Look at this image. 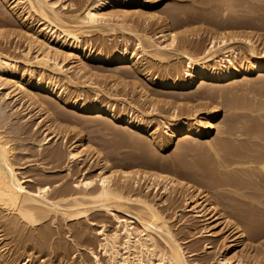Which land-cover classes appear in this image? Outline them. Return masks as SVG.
<instances>
[{"label":"bare ground","instance_id":"6f19581e","mask_svg":"<svg viewBox=\"0 0 264 264\" xmlns=\"http://www.w3.org/2000/svg\"><path fill=\"white\" fill-rule=\"evenodd\" d=\"M83 1L85 4L82 12L74 14L72 10L70 13L67 10H70L74 5L72 0H0L1 6L6 8L14 20L18 21L20 30L15 34L20 37L23 36L26 41L22 49H19L21 46H14L18 43L12 47L10 45L13 43L8 42L10 45L5 43L6 48L10 46L13 51L17 52L16 50H18L19 54L9 52V48L8 51L2 49L4 43L2 48L0 47V101L6 98L13 100L18 97L16 94L20 93L22 98H26L25 100L28 102L24 108L26 111L21 110L24 112L22 116L5 110L6 105L0 103V264H26L29 257L24 258L20 263L18 259L21 255L17 250L23 247L27 251L26 249L34 245L44 248L52 237L51 229L54 226L57 230L67 226L65 233L70 232L67 235L70 238L69 242L74 244L80 241L82 243V224L80 221H82V218L88 219L89 216H94L97 212L110 216L113 219V228L111 232H108L105 222H101L98 226L97 234L100 235L98 247L99 252L102 254V262L97 255L90 252L93 255L95 264H190L189 260L186 259V252L176 237L179 231L174 232L166 218L168 215L164 216L163 214L162 209L164 207L159 209L156 206L157 201L149 200L146 194H143L144 192L141 194V191H145L150 186L157 190L158 182L156 183V181L161 179L168 180V182L162 180L165 188L161 189L167 193V189L170 188L166 187L168 183L169 185L173 184L174 190L177 187L175 193L181 197L186 211L191 212L189 213L194 220L191 219L190 223L187 224V236H189V233L190 236L196 235L195 238L198 235L214 236L212 229L219 225H222L218 230L219 232L224 228H232L233 232L230 231L233 233L232 238L224 244L222 243L224 250L231 251L235 247L236 241H243L242 237H245V228L243 227L254 230V232L257 231L255 233L259 236L264 235V230L258 231V229L261 230L260 228L264 227V123H260L257 120L258 118L254 117V115L257 116L256 114L252 115L255 110L251 105H248L249 103L256 104L250 98L248 99L252 102L244 103L246 106H244L243 101L242 103L239 102L241 105L234 104L235 100L233 104L229 102L231 104L230 110L245 109L249 112L236 113L230 111L233 112L230 113L232 115L230 120L232 121L229 120L227 125L223 124L225 129L221 125L223 131H218L222 136L225 134V137L222 138L218 134L220 137L218 140L216 139V141L207 144L214 158L213 161L212 158L210 161L217 166V170L215 166H212L215 173H210L213 177L211 179L212 183L210 182L211 187L218 188L221 185H227L228 188H231L227 189L231 194L219 191L216 195H213L216 200L211 202L208 200V193L199 186H195L197 182H192V184L190 182L182 183L174 177H169V174L167 177L159 173L160 171H155V173L146 169L131 170V168H128V164L125 165V168L127 166L128 169L123 168L124 166L121 167L123 169H118V167L112 166L108 157L102 154L99 155V153V156L97 155L99 157V167L94 174V178L82 177L81 169L78 168L80 170L79 175L75 179H71L78 170L72 172L73 166L70 162L76 161L79 163L80 152L86 148L85 142L82 141V135L78 136L75 144L72 142L73 145H68V149L63 150V152L61 151L62 148L60 150L59 145L47 149L42 148V144L47 143L53 137L58 139V133H54V130H52L58 118L56 119L50 112V109L56 108V105L49 100H41L37 97L38 93H46L61 101L64 105L86 112L93 117L104 116L105 119L109 118L120 122L128 129H136L147 133L149 138L157 141L156 145L159 147L163 143V139L159 138V129H151L148 124L149 121L148 123L142 122L143 120L141 121L140 118L135 117L136 115L132 116L129 112L122 114V112L115 110L113 104L108 107L103 106L100 97L97 95L100 89L99 91L98 89L95 90V94L93 98H89L90 100L82 99V92H79L75 96L76 98L67 95L66 85L89 83V80L85 81L88 78L84 80L85 82L82 81L83 79L78 81L82 77L85 78V74H87L86 60L88 59L100 64L116 63L118 64L116 68H126L128 75L129 73L131 75L134 71L142 76L145 82L163 89L164 92L172 91L171 94L174 95L178 93V96L182 95L181 90L198 86L203 81L222 83L230 81L238 75L247 76L250 73L264 71V42H262L261 54L260 51H257L255 40H252V37L250 38L252 35L234 34L231 31L229 33L222 32L224 28L235 29L243 26L248 27L250 24L252 26V23H246L243 20L244 18L241 21L239 14L237 20L229 15L231 20L229 19V22L227 21L225 24H221L223 19L220 24L211 20L212 28L209 30L208 27V32H206L209 33L211 44L207 48L203 45V48H205L203 53L197 54L195 51L196 53L192 54L193 51L190 53L188 47H191L190 43L193 39L189 40V35L188 33L185 34V30L178 33L173 31L174 29L170 28L173 24H170L171 21L168 16H165L166 14L159 18L161 19L160 29L154 34L155 37H151L144 31L145 26L149 24L146 22L148 15L142 12L143 9L134 13L121 11V7L124 6L145 7L151 2L150 0ZM226 1L228 2V0H207V3L210 2V5L218 8L227 5ZM156 2L158 1L155 0L151 3L155 4ZM226 7L228 9V5ZM226 7L222 11L224 16L225 11H227ZM78 8L76 9L79 10ZM232 8L234 7L232 6ZM176 12L179 13V10ZM202 14L205 15V13ZM132 15L136 18H132ZM174 16L176 17V15ZM5 21L8 23L7 20ZM3 24L5 25V22ZM139 25L144 33L139 31ZM115 29L126 31L135 37L134 44L136 46L134 50L128 51V38H125L124 45L121 48L119 46L107 47V49H102V47L101 49L93 48L94 44L88 35L91 30L100 32ZM13 31L2 33L1 29L0 39L4 38L5 34L9 37ZM208 35L205 34V36ZM236 37H239L237 41L239 45L229 44V40ZM6 39L8 41V38ZM242 43L245 51H241L239 48ZM199 47L198 45L196 46L197 49L194 48L198 50ZM139 56L142 58L140 59ZM147 57H150L147 60L150 62L154 59L160 62L168 57L183 58L184 60L181 67H178L179 64L165 65L164 69H161L163 71L158 73L152 70L153 65L151 63L146 64L145 59ZM67 59L73 60L65 62ZM126 69H123L125 72H122L123 70L119 71L126 74ZM130 69L133 71L131 72ZM11 86L14 87L13 90H17V93L9 90ZM199 87H204V91L198 93L197 97L211 96L213 88L210 90L208 87L209 90H205L207 87L205 84H200ZM173 91L176 92L173 93ZM139 92L142 97L144 96V99L147 97L149 99L151 93L149 94L146 89L141 87ZM164 92L162 93L164 94ZM195 99L197 98L195 97ZM259 101L261 102V100ZM155 103H152V105ZM256 103L257 106L260 104L258 101ZM263 103L258 106L261 111L264 109ZM254 105L253 107H255ZM211 107L208 110L210 113L204 116H200L198 113L197 115L194 114L195 116L188 113L185 116L180 113L169 115L161 123L165 137L170 140L182 133H188L194 137L207 135L210 129L213 128L217 111H219L217 106ZM35 109H37V112L42 111L38 115L39 119L35 125L40 124L45 119L42 123L45 126L42 129L44 134L41 142H34L32 149L29 150L21 148L23 150L20 153L15 152L13 155L9 150L19 148L16 141L30 136L29 129L21 119L31 117V112ZM50 114L51 118H49ZM262 115L263 113L260 116L264 117ZM41 116L43 117L41 118ZM225 122L227 123V121ZM23 134H26V136L22 137ZM242 136L246 138H240ZM20 156L25 157L24 159L27 160L16 161ZM146 161V163L143 162L148 165L150 160L149 162ZM171 162H162L160 165L163 166L162 164H164L163 170L166 168L165 166L168 170H174L177 164ZM152 164L150 165L151 168L154 166ZM156 164L158 168V163ZM33 165L36 167L33 172L25 175L26 168ZM150 166L148 167L150 168ZM103 168L106 169V172L102 171ZM62 171H64V175L58 176L60 175L59 172ZM165 171L167 170L165 169ZM64 176H69L65 177L67 181L60 182ZM207 176L209 177V174ZM139 181H143L140 186ZM138 186L141 191L132 197L130 195L132 188H138ZM190 188L193 192L191 190V193H188L186 190ZM217 188L214 193L218 191ZM213 190L211 189V191ZM170 198L167 200L168 203H175V200L173 201V198ZM222 198H229L235 202L225 206L224 203L220 202ZM161 202H165V200ZM219 202L223 204V208L228 207L229 209L222 210V208L217 207ZM169 206H172V204ZM116 212L123 213L126 217H120ZM175 213L177 214V212ZM229 214L235 216L236 220L235 218L231 219ZM197 223H201L199 229L196 227ZM194 229H197V231L193 233ZM53 232L55 233V231ZM259 232L260 234H258ZM8 238H10V241ZM56 244V249L68 250L64 245L65 243ZM208 248H210V245L205 244L204 249ZM60 254H64L65 257L68 253L64 251ZM193 254L194 251L190 249L188 256ZM237 254L234 255L237 256ZM250 260L253 262V259ZM260 261H257L256 264H260ZM249 262L248 260H237L235 264H247ZM78 264L89 263L80 257ZM215 264L233 263L220 254Z\"/></svg>","mask_w":264,"mask_h":264},{"label":"rangeland","instance_id":"374dc122","mask_svg":"<svg viewBox=\"0 0 264 264\" xmlns=\"http://www.w3.org/2000/svg\"><path fill=\"white\" fill-rule=\"evenodd\" d=\"M78 1L79 0H74V1L72 0V2H74V5L72 8L68 7L70 8V10L67 9L68 13H70L71 10L73 11L74 14H80L82 12V8L85 2L83 0H80L79 2ZM150 1L153 2L155 0H150ZM157 1L158 2H156L155 4L149 2V4L146 5L145 7L124 6V7H121L122 8L121 11L128 12V13L129 12L134 13L136 11L138 12L143 9L142 12H145L148 15L147 16L148 19L146 20V22L149 24L148 26H145L144 31L147 32L146 34L147 35L149 34V36L151 37H153L154 34H156V32L160 29L159 24L161 23L160 21L161 19L159 18H161L162 16L166 14L165 16H168L169 20L171 21L170 24L171 25L173 24L172 27L170 26L171 29H174L173 31L178 33V32H183L185 30V34L188 33L189 35L188 36L189 40L191 41L193 39L190 43L191 47L190 46L188 47V49L190 48L189 49L190 53H192L193 51L192 54L196 52L197 54L203 53V50L211 44L210 36L208 35L209 33H206L208 32L207 31L208 27L210 28L209 30H211L212 28L211 20L213 22L220 24L221 20L223 19L221 24H225V22H227L229 19L231 20L229 15H232L233 19L236 18V20H237V17L239 16L241 21L245 20V22L246 23L249 22V24L251 22L252 26H250L251 25L250 24L248 25V27L243 26V27H239L235 29L234 28L233 29L224 28L222 32L229 33L231 31L234 34L236 33L243 34V35L250 34L252 35L250 36V38L252 37L251 39L255 40V43L257 44L256 45L257 51H260V50L262 51V48H261L262 42H264V8H263L264 1L263 0H228V2L226 1V3H228L227 4L228 9L226 7L227 5H222L221 7L216 8L215 6L210 5L211 4L210 2L208 4L207 0H157ZM233 4H236V5H233ZM232 6L234 8H232ZM225 7L227 11H225L226 13L224 16V12L222 11L225 10ZM76 8H78L79 10H77ZM212 9H214L215 11ZM178 10H179V13L176 12ZM180 10L181 12H183L182 16H181ZM145 13H143V15L146 17ZM202 13H205V15ZM198 14H201V15L199 16ZM221 14L223 15L221 16ZM174 15H176V17ZM132 18H136V16L132 15ZM204 18L205 20H203ZM5 20H7L8 23H6ZM2 22L3 23L5 22V25ZM208 22L210 23V25ZM17 24H18V21L14 20L13 16L11 14L9 15L6 8L2 7L0 4V33H1V29H2V33L5 31L11 32V30L12 31L14 30L13 31L14 33L12 32V34H10L9 37L8 35L5 34L4 35L5 39L4 38L0 39V42H1L0 47L2 48L3 43H4V48L2 49H7L8 51V48H9V52H14L15 54L17 53L19 54L18 50H16L17 52H15L12 50L13 48L12 49L10 48L14 44L18 43L17 45H14V46H18V47L21 46L19 47V49H22L25 46L24 43L26 42L23 36L20 37L15 34V32H18L20 30L19 24L18 25ZM1 25L4 27L2 28ZM138 28H140L139 31L141 33L142 32L144 33V31L141 30L140 25L138 26ZM105 31L99 32L98 30H91L90 33H88L90 40L94 44L93 48L101 49L102 47V49L103 48L107 49V47L111 48L113 46H119L121 48L124 45L125 38H128V42H127L128 51H132L135 49V46H136L134 44L135 37L132 36L131 33H127L126 31L119 30V29H115L113 31H108V30H105ZM205 34L208 36H205ZM6 38H8V41ZM238 38L239 37L230 39L229 44L233 43V45L238 46L239 45L237 42ZM3 40L4 42H2ZM8 42L9 43L11 42L13 44L10 43L11 44L10 45L8 44ZM199 42L200 43L202 42V43L200 44ZM5 43L7 45H10L11 47L7 46L6 48ZM196 43L197 44L199 43L198 45L200 46L198 50H196L197 49L196 46H198ZM203 45L205 46V48H203L204 47ZM239 48L241 51H245V47L243 43L242 45H240ZM139 58L141 59L142 57L139 56ZM149 58L150 57H147V59H145V61L147 62L146 64L148 65V62L149 64L151 63L153 65L152 67L154 68V69L152 68V70L158 73L163 71L161 69L165 65L170 66L172 64H177V65L179 64L180 66L178 65V67H181V65L183 64L182 62L184 60L183 58L174 59L173 57H168L167 59L161 60L160 62L155 59L151 60L150 62V61H147ZM70 60H73V59H67L65 60V62H69ZM86 64H87V70H88L87 74H85V78L82 77L81 79H78V81H81L82 79H83L82 81H84L85 79L88 78L85 81L89 80V83L87 84V82L84 81L85 82L84 85L82 83L81 84L77 83L76 85H66L67 95L70 97L74 96L73 98H76L75 96H77L79 92H82L83 94L81 96L82 99L90 100L89 98H93V95L95 94L94 93L95 90L98 89L99 91L100 89V92H98L97 95L100 97V101L102 102L103 106L108 107L110 106V104H113V106H115L116 108L115 110L120 113L122 112V114H124L125 112L126 113L129 112V114H132V116L136 115L135 117L140 118L141 121L143 120L142 122L148 123L149 121L148 124L151 129L153 128L157 130L159 129V138L163 139V143H161L160 144L161 146L159 147L158 145H156L157 141H154L153 139L149 138L147 133L141 132L136 129H128L127 127H125V125L121 124L120 122L113 121L112 119H109V118L105 119L104 116L93 117L92 115L86 112H83L73 107L64 105L61 101L49 96L46 93H38L37 97H39L41 100L46 99V100L53 102L56 105V108H51L50 112L53 114V116L56 117V119L58 118L55 121V124L53 125V128H52V130H54L53 131L54 133L56 132L58 133L57 134L58 139L53 137L47 143H43L42 148L47 149L54 145H59L60 150L62 148L61 151L63 152V150L65 151L66 149H68V145H71L72 142H74L73 144H75L79 135H82V141L85 142L86 148L85 150H82L80 152L81 156L79 159V163L76 161L70 162L72 163V166H73L72 172L73 171L76 172L78 170L77 173L73 174L74 178L72 176L71 179H75L79 175V171H80L79 169H81L82 177H89V178L93 177L94 178L95 177L94 174L96 173V170L99 167V162H98L99 157L98 156L102 154L103 156H106L109 158V160L112 163V166L114 165L113 167L115 168L118 167V169L119 168L123 169L125 168V165L128 164L129 166L131 165L130 167L128 166V168H131V170L133 169L145 170L146 169L149 172H155V171L159 172L160 171L159 173H162L166 175L167 177L170 175L169 177H174L182 181V183L190 182V184H192V182L194 183L197 182L195 186H199L203 191L205 190V192L208 193L207 196H209L208 200L210 202L216 200L213 197V195L214 194L216 195L219 191L231 194L229 190H227L231 188L230 187L228 188L227 185H224V186L221 185V187L219 186L218 188L211 187L212 184H210V182L212 181L211 179L213 178L212 174L215 173V170L213 171L212 166H215L216 170H217V166L214 165V163L210 161L211 158H212V161L214 160V158L212 157V152L208 149L207 144L208 142H211L214 140L216 141V139L218 140L220 138L219 136H222L218 133V131H221V130L223 131V128L225 129V126H223V124L224 123H225L224 125L228 124L229 120L231 119L230 116H232L230 113L249 112L248 110L246 111L245 109H238V110L235 109L234 111L233 109L230 110L231 109L230 105L233 104L234 100H235L234 104H237V105H241L239 104V102L242 103V101H243V104L244 103L247 104L253 101V103H255L256 105L250 104V103L248 105V106L251 105V107L254 108L255 110L254 111L255 113L253 112L252 115L256 114L257 116L254 115V117H256V119L258 118L257 120L260 123L262 122L264 123V117L260 116V114L262 113H263L262 116H264V112H263L264 109L262 111L258 109L260 108L258 106L262 102H264V85H263L264 81L262 80V78L264 77V71L261 73H258V72L250 73L247 76L238 75L234 77L233 79H231L230 81L222 82V83H215V82L202 80L203 82L199 83L198 86H195L193 88L186 89V90H181L180 92H182V95L181 96L179 95L180 98L177 99L179 97L177 95L178 93L174 95V94H171L172 91L164 92L163 89H159L153 86V84L145 82L143 80V77L139 76L132 69L130 70L131 72L133 71L134 73L132 72L131 75L130 73L128 75L127 69L126 68L117 69L116 67L118 66V64L116 63L100 64V63H96L88 59L86 60ZM123 69L124 70L126 69V72H127L126 74L121 73L119 71V70L122 71ZM124 70L122 72H125ZM200 84H205L207 86L205 90H209V88L210 90H212L211 88H213V90L215 89L214 91L213 90L211 91L212 93L210 92L211 93L210 97L209 96L208 97L207 96L197 97L198 93L204 91L203 90L204 87L203 88L199 87ZM141 87L146 89L149 94L151 93L149 96V99L148 97L144 99L143 98L144 96L143 97L141 96L139 92ZM13 88L14 87L11 86L9 87V90L11 91L13 90ZM13 91L17 93L16 89H14ZM215 91L217 92L216 94L217 96L215 95L216 93ZM162 92H164V94ZM175 92L176 91H173V93ZM213 92L215 93L213 94ZM213 95L215 96V98H213L214 97ZM16 96L18 97L14 98L13 100L6 98L3 101H0V103H3L4 106L6 105L5 110L11 113H14V114H18V116L19 115L22 116V114H24V112L22 111H26L24 108L26 107L28 102H26L25 100L26 98L24 97L22 98V95L20 93L16 94ZM174 96L176 97L175 99H174ZM195 97L197 99H195ZM248 98H250L252 101L249 100ZM153 99L155 100L156 103L154 102ZM259 100H261V102ZM164 101L166 102L165 104L163 103ZM255 101L256 102L258 101V103L260 104H258L257 106V103ZM150 102L155 103V104L152 105V103ZM229 102L231 104H229ZM253 105L255 107H253ZM262 105H264V103ZM211 106H217L219 108V111H217V115L215 117L216 119L214 121L215 123H213L214 126L213 128L210 129V132L207 135L203 137H194L188 133H182L180 135H177L176 137H173L170 140H168L165 137V133L163 132L161 123L166 117H168L171 114H175V113L177 114L180 113L181 115H184V116L188 114H192L191 116H195L198 113L200 116L201 115L204 116L205 114L210 113L208 110H210L209 108ZM244 106L246 105L244 104ZM36 110L37 109L31 112L32 114L31 117H28V118L24 117L21 119V121H23V124L29 129L28 133L30 134V136L23 140L16 141L17 146L19 148H16L15 150H9V152L13 153V155L15 154V152L20 153L21 150L23 149L24 150L32 149V145L34 142H41V138L44 134L42 133V129L45 126V125H42V123L44 122L45 119L40 124L35 125V123L39 119L38 115L42 112V111L37 112ZM230 111H233V112H230ZM43 116H41V118ZM12 118L14 117L12 116ZM49 118H51V114ZM225 121H227V123ZM221 125L223 126V128H221L222 127ZM224 135L225 134H223L222 138L225 137ZM24 136H26V134L22 135V137ZM240 138L245 139L246 137L242 136ZM24 158L25 157L20 156L18 157V159H16V161L22 162L24 160H27ZM64 158L62 159L63 162H64ZM146 160H148V162L150 160L151 164L153 162L152 165H154L155 167L153 166V168H151L152 166H150L151 165L150 163H148V165L145 164L147 162ZM143 161H145V163ZM169 161L170 162L172 161L173 163L175 162L177 164L175 165L174 170L173 169L168 170L167 166H165L166 167L165 169L167 171H165V169L163 170L162 167L164 166V164H162L163 166H161L160 163L162 162L169 163ZM156 163H158V166L159 167L161 166L160 168L162 169H160L159 167L157 168ZM122 166L124 167L121 168ZM148 166H150V168ZM35 168L36 167L34 165L29 166L28 168H26V172H24V174L27 175L33 172V169ZM102 171L106 172V169L103 168ZM207 171H210V172H207ZM59 173L60 175L58 176L64 175V171L59 172ZM54 174H48V175H54ZM206 174L207 175L209 174V177ZM65 177H69V176H64L60 182L67 181L65 180L66 179ZM162 180L164 182H168L167 179L166 180L161 179L160 181L157 180L156 183L158 182L157 187L159 189L157 188L156 190V189H153L152 186H150L148 189H145V191H141V188H139L140 183L142 184L143 182V181H139L138 188L133 187L135 191L132 188L133 191L131 190L130 195L134 197L138 192L141 191V194L144 192L143 194H146L149 200L151 199L155 202L157 201L156 206L159 207V209L160 208L162 209V207H164L162 209V211H164L163 214L164 216L168 215L166 216V218L168 220V223L171 225L172 229H174V232L179 231L177 232L176 237L178 239V242H180V245L186 252L185 256H186V259L189 260L190 264H207V263L215 264V261L218 258V256H220V254L224 255L225 258L230 259V262L233 264H235L237 260H243V261L248 260L250 261L249 262L250 264H256L257 261L261 260L260 264H264V262H262L264 261V235L262 234L259 236L256 234L257 231H255L256 232L255 233L254 230L243 227V225L241 226L245 228L244 229L245 237H242L243 241H240V240L236 241L235 247H233L231 251L224 250L223 244L224 242L228 241V239L230 240L232 238L233 236V233H232L233 231L231 230L232 228H229L230 230L227 228H224L220 230L219 232L218 230L222 226V225H219L218 227H215L214 229H212V231H214V234H215L214 236L205 237V236L198 235V237L195 238L196 235L190 236V233H189V236H187L188 234L186 233L188 230L186 228L187 224L190 223L191 219L192 221L194 220L192 215L190 214L191 212L186 211V209L184 208V202L181 200V197H179L178 194L175 193L177 187H175V190H174L172 186L173 184L169 185L168 183V186L166 185V187L168 188L170 187V188L167 189V193L166 191L162 190L164 187L163 186L164 182H162ZM216 188L218 189V191L214 193V191H216ZM211 189L213 191H211ZM171 190H173V192H171ZM189 190H186V191H188V193H191L192 189L190 188ZM168 191L171 193H169ZM169 197H171L170 199L173 198V201L175 200L174 201L175 203L170 202L169 204L167 201L169 200ZM162 200H165V202H161ZM220 202L224 203V205L226 206L227 204H233L235 201L229 198H225V199L222 198ZM220 202L218 203L217 207L222 208V210L223 209L227 210L228 207L223 208L222 207L223 204ZM166 204L168 205V207ZM171 204L172 206L173 205L174 206L173 207L169 206ZM175 212H177V214ZM117 213L120 217H126L123 213L116 212V214ZM171 213L172 215H170ZM229 217L231 219L235 218V216H233L232 214H229ZM80 222L82 224V243H80V241L74 244L69 242L70 238H68L67 235L70 234V232L65 233L67 226L61 227V230H57V228L55 229L54 228L55 226H54L51 229V233L53 234L48 243L49 245L46 243L47 246L45 244L44 248H40L38 245H34L30 247L29 249H26L27 251H25V249L21 247V249L17 250L18 253L21 255L18 261L20 260V263H21L22 260H24V258L26 259L29 257L26 264H78L80 257H82V259L87 260L89 264H95L93 255L90 253L92 252L93 254L97 255L99 259H101V262H102V258H101L102 254L99 252V247H98V240L100 239V235L97 234V228L101 222H105L107 225L106 230L108 232H111L113 228V219L107 214L97 212L94 216H89L88 219L82 218V221ZM200 225L201 223L200 224L197 223L196 225V227H198L197 229L201 227ZM197 229H194V231L192 232L193 233L196 232ZM260 229L261 230L258 229V231H263L264 227H261ZM53 231H55V233ZM258 234H260V232ZM8 239L10 241V238ZM50 242L52 243L50 244ZM56 243H59V244L65 243L64 245L67 247L68 250L66 251L65 249H63L62 251V250L56 249V245H57ZM205 244L210 245V248L204 249ZM190 249L194 251V254L191 256H188V253H190ZM64 251L68 253L66 254L65 257H64V254H60L61 252L63 253ZM234 254H237V256ZM250 259H253V262Z\"/></svg>","mask_w":264,"mask_h":264}]
</instances>
